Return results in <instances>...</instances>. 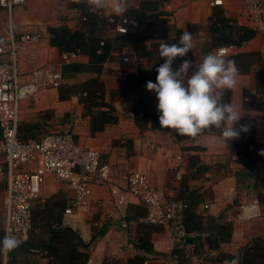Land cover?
Here are the masks:
<instances>
[{"label":"crops","instance_id":"obj_1","mask_svg":"<svg viewBox=\"0 0 264 264\" xmlns=\"http://www.w3.org/2000/svg\"><path fill=\"white\" fill-rule=\"evenodd\" d=\"M140 1H129L128 8L137 7ZM211 2L212 0H161L160 7L169 14L171 28L166 43H174L176 32H184L190 25L194 45L193 50H190L191 57H202L204 49L210 44L208 18L214 8ZM74 4H83L105 18L126 16V12L117 16L110 8L97 10L88 6L86 0H81L80 3L75 0L26 1L25 11L19 12L16 17V33L41 30L44 37L20 54L19 70L22 79L26 80L28 73L38 66L52 65L62 73L63 80L59 88H44L34 99L21 102L22 122L41 124L40 130L37 133L34 131L38 138L52 132L70 131L78 144L97 150L101 161L111 165L112 179L122 188L127 184V172L138 170L147 171L151 182L156 187L165 189L169 195L184 199L190 191L202 195L203 199L197 204L196 211L219 219L222 224H231L232 227L230 240L222 243L219 250H216L218 258L215 260L219 263L206 260L202 264H230L233 260L239 264L238 255L245 245L254 238L264 240V204H260L257 199V193L261 189L256 187L264 177V110L242 108L243 90L256 92L257 66L253 65L248 74H239L236 87L230 90V103L241 115L236 127L244 119L255 120L253 151L256 154L260 152L261 159L254 161L252 165L246 164L238 151L233 150L234 145L240 141V135L225 143L221 141L220 135H202L179 143L169 132L152 130L149 127L141 129L133 122V106L137 98L155 96V93L147 91L145 85L125 97H120L119 91L124 88L127 74L135 73L139 67L156 68L163 63L159 47L165 42L161 41L153 43L146 40L147 55L129 64L121 61L122 50L109 54L102 65L99 81L103 85L102 99L113 105L118 121L91 135L90 115L78 96L60 99V92L64 87L79 85L96 76L87 70L88 56L79 54L66 63L60 52L50 46L48 41L49 27L66 25L71 29L77 28L80 12ZM215 7L222 8L224 16L238 25L252 28L244 12L242 0H222V6ZM101 30L102 36L107 39H113L116 34L107 26ZM4 31L5 27L0 26V34ZM213 51L207 50L206 53ZM252 51L258 52L264 58V34L255 32L252 39L239 48L235 47L225 59L237 52ZM180 59L175 63L179 64ZM92 110L97 111L95 108ZM45 111H50L52 115L44 125ZM196 147L200 149H194ZM180 187L182 191L179 192L177 190ZM4 189L5 185L1 182L0 212L3 208ZM57 193H63L68 198L70 192L67 184L48 178L42 189L43 202ZM92 201L90 212L82 218H68L62 214L63 224L72 228L88 245L90 264H103L105 260L130 264L128 260L135 256L143 257L142 263L137 264H196L205 250H212L204 242L203 235H189L194 237L191 242H184L181 246L174 245L165 227L143 221L145 210L134 199L129 198L123 210L116 209L110 189L106 185L92 187ZM37 202L40 203L39 200ZM253 203L257 204L258 216L238 222L236 216L240 214L241 207ZM141 238L151 246L147 253L136 247ZM25 264H48V259L41 255H32L27 257Z\"/></svg>","mask_w":264,"mask_h":264},{"label":"trees","instance_id":"obj_2","mask_svg":"<svg viewBox=\"0 0 264 264\" xmlns=\"http://www.w3.org/2000/svg\"><path fill=\"white\" fill-rule=\"evenodd\" d=\"M160 3L161 0H141L137 7L128 8L126 16L115 17L113 22H110L109 18L97 16L89 7L83 4H74L80 12L77 28L71 29L66 25L47 28L50 46L55 47L60 53L67 52L88 56L89 65L87 70L96 74L94 78L76 86H66L60 92V99L62 100H66L72 95L78 96L79 101L85 106L90 115L91 135L103 131L106 125L118 121V117L114 114L113 105L104 102L102 99L103 85L99 81L102 65L109 54L112 51L130 48L139 59L147 55L146 40H151L153 43L156 41L166 43L169 40L171 30L169 14L161 9ZM82 17L85 20H81ZM123 18L127 20L124 24L126 34L116 32L113 39L102 36L101 29L107 26L114 30L116 24L121 23ZM208 25L210 44L204 49V54H207V50H214L220 46L233 45L239 48L255 36V31L252 28L240 26L225 17L223 9L220 7L214 6L212 14L208 18ZM191 27L188 25L186 31L191 32ZM182 33L180 31L176 32L174 43L178 41ZM188 56L192 58L190 52ZM228 59L235 61L239 74H248L253 65L257 66L255 74L256 92L243 90L242 108L254 111L264 110V58L258 52L252 51L237 52ZM156 75L155 68L139 67L135 73H129L125 76V85L119 91V96L125 97L133 94L135 91L142 89L149 80L155 82ZM230 100L231 91L229 90L225 93V101L230 102ZM157 103L155 96H139L133 106V122L141 129L149 127L152 130L169 132L179 143L195 138L180 135L174 129L160 127L158 122L159 113L156 108ZM93 108L97 111L94 112ZM43 115L45 125L52 113L45 111ZM40 125H31L21 120L18 127L19 140L25 142L41 139L34 135V131L37 133L40 130ZM240 125H245L246 130L240 132V141L234 145L233 150L238 151L246 164L252 165L254 161L260 158V152L256 154L253 151L254 145L252 144L255 120L247 118L242 120ZM220 131V129L213 128L205 130L198 136L220 135ZM194 149L198 150L200 148L196 147ZM262 160L264 166V155ZM204 169L202 168V170ZM256 187L261 189L257 193V199L260 204H264V177ZM180 191H182L181 187ZM186 195V199L177 196L183 199L188 206L183 219L186 233L195 237H202L203 235L202 238L210 249L219 250L220 245L228 242L231 238V224H222L219 219L198 213L196 207L202 201V195H196V192L192 191L186 193ZM66 202L67 196L63 193H57L46 199L43 204L37 201L34 203L31 211V230L28 241L7 250V264H25L27 257L32 255L46 257L48 264H87L89 260L88 245L81 240L72 228L63 224L62 214ZM2 237V224L0 223V241H3ZM2 247L0 245V255ZM136 247L145 253L149 252L151 248L150 244L145 242L143 238L139 240ZM142 260L143 257L135 256L128 261L130 264H137L138 262L142 263ZM212 261L215 262V258ZM238 261L239 264H264V240L252 239L240 250ZM216 263L219 262L216 261ZM103 264H118V262L105 260Z\"/></svg>","mask_w":264,"mask_h":264},{"label":"built area","instance_id":"obj_3","mask_svg":"<svg viewBox=\"0 0 264 264\" xmlns=\"http://www.w3.org/2000/svg\"><path fill=\"white\" fill-rule=\"evenodd\" d=\"M25 4L26 0H0V9L7 15L5 31L0 34V183L5 185L3 240L14 238L18 245L28 241L32 207L37 200L43 202V186L48 178H55L65 182L69 188L70 195L63 210L65 217L76 219L89 213L93 204L92 187L106 185L116 209L123 210L129 198L134 199L145 210L143 221L165 227L173 244L181 246L189 236L183 223L188 206L183 199L156 187L147 171L129 170L126 187L122 188L113 181L112 167L101 161L100 153L78 144L68 130L48 133L39 140H19L21 102L34 99L44 88H59L63 80L62 73L52 65L38 66L28 73L26 80L22 79L20 54L44 37L41 30L19 34L14 30L13 9ZM211 5L222 6V0H212ZM242 6L254 31L264 34V0H242ZM95 14L102 17L100 13ZM109 21L113 22L114 19L109 18ZM126 22V18H123L121 23L116 24L114 31L126 34ZM234 48L233 45L221 46L214 49L213 53L225 58ZM60 56L67 63L77 55L63 52ZM136 60V53L132 49L123 48V63L129 64ZM256 216L258 208L253 203L242 206L236 220L241 223ZM216 256V251L205 250L196 264L212 261ZM0 264H7V250L4 247Z\"/></svg>","mask_w":264,"mask_h":264},{"label":"clouds","instance_id":"obj_4","mask_svg":"<svg viewBox=\"0 0 264 264\" xmlns=\"http://www.w3.org/2000/svg\"><path fill=\"white\" fill-rule=\"evenodd\" d=\"M86 3L97 10L110 8L117 16L128 10V0H86ZM193 46L192 33L184 31L176 43H162L159 47L163 63L155 68V82L149 80L145 85L158 101L159 125L190 137L220 129L223 143L238 138L246 126L236 127L241 115L233 104L225 101V93L236 87L239 69L234 60L216 53L189 58ZM178 58L180 63L176 64ZM0 245L11 250L18 246V241L5 238ZM230 264L238 262L233 260Z\"/></svg>","mask_w":264,"mask_h":264},{"label":"rangeland","instance_id":"obj_5","mask_svg":"<svg viewBox=\"0 0 264 264\" xmlns=\"http://www.w3.org/2000/svg\"><path fill=\"white\" fill-rule=\"evenodd\" d=\"M27 1V0H26ZM26 5V4H25ZM25 5L24 6H19V7H15L14 9H13V13H12V26H13V28H14V30L16 31V29H15V25H16V22H17V19H16V17H17V14L19 13V12H23V11H25ZM6 24H7V15L5 14V12L4 11H2V9L0 10V26H2L3 25V27H5L6 28ZM3 33V32H2ZM260 159V158H259ZM1 215H0V218H1V221L3 220V208L1 209ZM68 219V218H67ZM0 221V223L2 224V222ZM1 255H2V253H1ZM1 255H0V257H1ZM7 260H8V255H7Z\"/></svg>","mask_w":264,"mask_h":264},{"label":"water","instance_id":"obj_6","mask_svg":"<svg viewBox=\"0 0 264 264\" xmlns=\"http://www.w3.org/2000/svg\"><path fill=\"white\" fill-rule=\"evenodd\" d=\"M194 239V237L187 236L185 239V242H191Z\"/></svg>","mask_w":264,"mask_h":264}]
</instances>
